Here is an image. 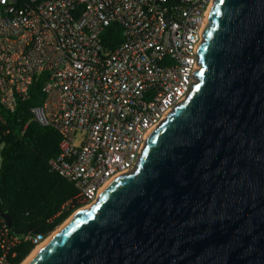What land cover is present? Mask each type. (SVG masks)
<instances>
[{"label": "water", "instance_id": "95a60500", "mask_svg": "<svg viewBox=\"0 0 264 264\" xmlns=\"http://www.w3.org/2000/svg\"><path fill=\"white\" fill-rule=\"evenodd\" d=\"M198 57L135 170L27 264H264V0H215Z\"/></svg>", "mask_w": 264, "mask_h": 264}, {"label": "built area", "instance_id": "2783aa9c", "mask_svg": "<svg viewBox=\"0 0 264 264\" xmlns=\"http://www.w3.org/2000/svg\"><path fill=\"white\" fill-rule=\"evenodd\" d=\"M214 1L0 0V107L15 113L44 77L31 113L60 135L51 169L74 184L80 209L135 170L150 135L187 98ZM116 23L123 41L110 50L102 35ZM10 131L0 112V139ZM51 235L24 240L37 248ZM22 239L0 216V264L13 263Z\"/></svg>", "mask_w": 264, "mask_h": 264}, {"label": "trees", "instance_id": "16d2710c", "mask_svg": "<svg viewBox=\"0 0 264 264\" xmlns=\"http://www.w3.org/2000/svg\"><path fill=\"white\" fill-rule=\"evenodd\" d=\"M102 38L105 47L115 49L123 41L121 26L112 24ZM43 83L41 76L15 113L0 107L11 129L0 139V210L11 215L13 231L23 237L12 264H22L35 250L26 236L51 235L82 207L71 202L77 194L74 184L51 169L60 153V135L33 120L31 109L44 101Z\"/></svg>", "mask_w": 264, "mask_h": 264}, {"label": "bare ground", "instance_id": "6f19581e", "mask_svg": "<svg viewBox=\"0 0 264 264\" xmlns=\"http://www.w3.org/2000/svg\"><path fill=\"white\" fill-rule=\"evenodd\" d=\"M90 206L86 207V208H82L80 209L78 212H76L68 221H66V223H64V225H62L61 227H59L55 232H53V235L51 237H49L47 239L46 242L42 243L41 245H39L37 248H35V250L30 254V256L22 263V264H27L34 256H36L37 254H39L42 249H44V247L58 234L61 232V230L75 217V215H77L79 212L84 211L89 209Z\"/></svg>", "mask_w": 264, "mask_h": 264}, {"label": "rangeland", "instance_id": "374dc122", "mask_svg": "<svg viewBox=\"0 0 264 264\" xmlns=\"http://www.w3.org/2000/svg\"><path fill=\"white\" fill-rule=\"evenodd\" d=\"M0 165H1V159H0ZM77 211H78V210H77ZM77 211H76V212H77ZM71 217H72V216H71ZM71 217H70V218H71ZM70 218H69V219H70ZM69 219H68V220H69ZM68 220H67V221H68ZM65 223H66V222H65ZM62 225H64V224H62ZM62 225H61V226H62ZM61 226H59V227H61ZM59 227H58V228H59ZM55 231H56V230H55ZM52 235H53V234H52ZM52 235H51V236H52ZM51 236H50V237H51Z\"/></svg>", "mask_w": 264, "mask_h": 264}]
</instances>
